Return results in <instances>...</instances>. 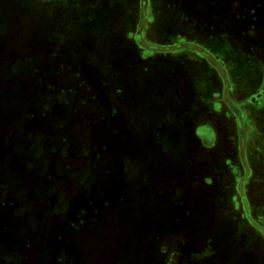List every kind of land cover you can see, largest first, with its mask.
Listing matches in <instances>:
<instances>
[{"label":"rangeland","instance_id":"1","mask_svg":"<svg viewBox=\"0 0 264 264\" xmlns=\"http://www.w3.org/2000/svg\"><path fill=\"white\" fill-rule=\"evenodd\" d=\"M0 264H264V0H0Z\"/></svg>","mask_w":264,"mask_h":264}]
</instances>
